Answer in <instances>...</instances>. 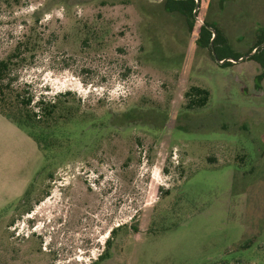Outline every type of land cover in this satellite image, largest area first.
<instances>
[{"label": "rangeland", "instance_id": "obj_1", "mask_svg": "<svg viewBox=\"0 0 264 264\" xmlns=\"http://www.w3.org/2000/svg\"><path fill=\"white\" fill-rule=\"evenodd\" d=\"M197 16L242 55L264 0H199ZM200 25L189 30L163 0H0L13 93L31 96L35 112L40 96L57 104L26 125L36 155L0 153V264H87L100 252L73 253L82 236L67 226L60 238L49 228V263L34 239L11 237L15 208L38 197L48 172L103 197V213L112 205L117 230L96 264H264V85L254 95L248 72L219 68L198 44ZM191 86L208 90L204 106L186 107ZM111 141L122 149L114 160L79 157Z\"/></svg>", "mask_w": 264, "mask_h": 264}, {"label": "flooded vegetation", "instance_id": "obj_2", "mask_svg": "<svg viewBox=\"0 0 264 264\" xmlns=\"http://www.w3.org/2000/svg\"><path fill=\"white\" fill-rule=\"evenodd\" d=\"M112 135L114 136L113 133ZM119 147L120 146L116 145L113 141L106 145L107 149H103V147L97 148L96 145L93 147L90 146L87 151L88 153L79 155V157L86 161L103 159H105V161H110L119 157L122 150ZM103 152L106 154H103ZM65 179L66 176L62 173L48 172L45 186L38 197L35 195L30 201L28 200V203L25 204V210L22 212H19L18 207L15 208L13 213L14 218L11 224L13 233L11 237H16L17 240H21L22 237L34 239L38 243V248L35 252L37 254H39V252L45 254L44 260L42 261H47L49 263L50 259L51 261L55 260L54 258H50L49 255L51 254L54 257V254L57 252L55 244L45 239V237L51 233L49 228L53 229L52 231L57 233L58 238H60L59 234L63 232L67 226L77 230L79 234H81L80 236H82L80 240L82 243L81 247H75V251H72L73 253L89 254L92 247L97 249V247L100 246V252L97 256H93V260L87 264H96L97 262L109 259L108 254L112 244V237L117 230L113 225L114 211L112 205H110L109 211L106 209V212L103 213L101 211L103 197H100L88 188L81 191L74 190L72 186L73 183ZM106 198L108 197L106 196ZM43 201H46V210L43 212L44 214L47 213L45 217L41 216L42 213L38 212V210H35V208H39L44 204ZM22 202L25 201L22 200ZM62 207L65 208L64 212L62 211ZM34 210L36 212H34ZM97 212H99L100 218ZM101 218L104 219L102 220ZM99 222H101V225H98ZM44 223H46L45 227H43ZM109 224V228L105 231V238L101 241V232L105 230V227ZM39 227H43L41 231ZM54 227L56 230H54ZM74 256L76 255L74 254ZM36 258H39L38 255ZM78 259L79 257L76 260Z\"/></svg>", "mask_w": 264, "mask_h": 264}, {"label": "trees", "instance_id": "obj_3", "mask_svg": "<svg viewBox=\"0 0 264 264\" xmlns=\"http://www.w3.org/2000/svg\"><path fill=\"white\" fill-rule=\"evenodd\" d=\"M12 1L18 2V0ZM194 5V0H163L164 9L167 12L177 11L178 13L186 17L189 30H192L193 23L195 21L192 13ZM207 26L213 27L216 31V35L213 39V49L215 52V57L218 60H222L226 57L237 59L242 56L240 54L238 55L233 53L231 48L227 44L226 37L221 34L219 29L215 25H212L205 21L204 24L200 25L199 36L197 40L200 46H209L211 49L210 38L212 36V32L207 28ZM262 42H264V28L262 30V35L256 42L255 46ZM253 48L254 47H252L248 52H250ZM16 56L17 55H15V57ZM247 59L255 60L262 68H264V46L260 47ZM16 63L17 62H13L9 58L0 60V114L14 123L17 127L27 132L29 136H31V138L35 140L39 150H41L37 138L32 134V132L27 131L26 125L34 127L40 122L41 115L37 113L50 116L53 113L54 109L57 107V104H52L50 103L49 99L46 100L45 96H40L39 98H37V101L34 102V106H36L37 112L27 109L29 103L32 101V97L27 96L26 98H20V95L18 93H13L14 91L11 89L12 80L8 78L11 68L15 67L17 65ZM230 63V61H224L222 65L228 66ZM262 74H259L257 82L260 81L263 77ZM185 95L188 98L191 96L186 104V107L196 108L202 107L206 104L209 92L207 89L201 88L200 86H191Z\"/></svg>", "mask_w": 264, "mask_h": 264}, {"label": "crops", "instance_id": "obj_4", "mask_svg": "<svg viewBox=\"0 0 264 264\" xmlns=\"http://www.w3.org/2000/svg\"><path fill=\"white\" fill-rule=\"evenodd\" d=\"M208 23L215 25L212 22H208ZM263 28H264V21L259 20V21H255L252 23L251 28H250V32H249L250 35L252 36L251 48L257 46V45L255 46V44L260 39V37L262 35ZM238 31L241 32L242 30H238ZM236 32H237V30H236ZM221 34L224 35L223 32H221ZM226 40H227V44L229 45V40L227 39V37H226ZM229 47L231 48L232 52L235 53L233 51L231 45ZM245 54H247V53H245ZM245 54H242V55H245ZM230 62L231 63L228 66H223L222 63L218 62V64L220 65L219 68L225 69V68L230 67L231 69H234V71L238 70V72H235V73H237V74H235L237 77H238V73H240L239 75H242L243 72L244 73L248 72L249 74H245V75L251 76V78L254 80L253 84H252V87H254V90H253L254 92H251V93L259 96L263 91L260 90L259 93H256V91L258 88H260L262 85H264V68H262L259 65V63H257L255 60H248L247 58L243 59V61L241 60V61H237V62H233V61H230ZM247 67L250 68V70H246ZM243 69H244V71L241 72V70H243ZM260 73H263V78L260 80V82H257L256 76ZM255 87H256V89H255ZM13 147H15V148L20 147L25 151H29L30 153H34V155H36V153L40 151L35 140L33 138H31V136H29V134L27 132H25L21 128L17 127L14 123H12L6 117H4L3 115L0 114V153H2V151L5 150L6 148L9 149L10 151H15V149L11 150V148H13ZM7 153H9V152L6 151L4 154H7ZM25 181L26 180H24L22 182H25ZM23 184L24 183H22V186H23ZM23 193L24 192H22L21 195ZM17 194H19V192ZM7 203H8L7 200H3L0 203V208H2V206L6 205Z\"/></svg>", "mask_w": 264, "mask_h": 264}, {"label": "water", "instance_id": "obj_5", "mask_svg": "<svg viewBox=\"0 0 264 264\" xmlns=\"http://www.w3.org/2000/svg\"><path fill=\"white\" fill-rule=\"evenodd\" d=\"M194 1H195V5H194L193 12H192V13H193V16H194L195 19H197V20L200 22V24H204V21H203L202 19H199L198 16H197V11H198V8H199V0H194ZM207 28L212 32V36H211V38H210L211 52H212V54H213L215 60H216L217 62H219V63H223L224 61H233V62L241 61V60H243V59H246V58L250 57L252 54H254V53L257 51V49H258L259 47L264 46V42H263L262 44H260V45H258V46H256V47H254V48H253L250 52H248L247 54L242 55L241 57H239V58H237V59H235V58H231V57H227V58H225V59L218 60V59L215 57V52H214V49H213V39H214V37H215V35H216V31H215V29H214L213 27H211V26H207Z\"/></svg>", "mask_w": 264, "mask_h": 264}]
</instances>
